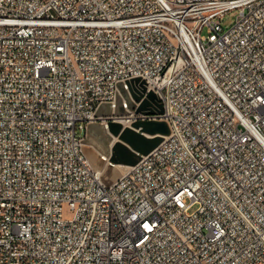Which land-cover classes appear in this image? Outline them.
Wrapping results in <instances>:
<instances>
[{
  "label": "built area",
  "instance_id": "obj_1",
  "mask_svg": "<svg viewBox=\"0 0 264 264\" xmlns=\"http://www.w3.org/2000/svg\"><path fill=\"white\" fill-rule=\"evenodd\" d=\"M136 78L170 133L108 181ZM0 264H264V0H0Z\"/></svg>",
  "mask_w": 264,
  "mask_h": 264
},
{
  "label": "rangeland",
  "instance_id": "obj_2",
  "mask_svg": "<svg viewBox=\"0 0 264 264\" xmlns=\"http://www.w3.org/2000/svg\"><path fill=\"white\" fill-rule=\"evenodd\" d=\"M235 19V11L228 12L223 20L224 27L229 28L234 23ZM203 34H208V28L203 30ZM126 116H128V114L116 115L115 113H110L104 115L102 119L96 120L89 126L86 150L97 169H106L108 181H112L119 177L124 171V166L131 165L139 159V152H137L136 149L138 144L145 142V144L148 143V145L153 146L166 136L157 134H147V136L144 134L141 136L139 134L140 129L136 128L134 123L142 119L132 120L129 121V123L122 122V119ZM126 119L127 118H125V120ZM110 122L122 126L121 131L117 135L109 128ZM81 134L84 135V133ZM115 137H118L119 140L114 144V147L111 143ZM103 156L111 157L119 166L116 168L106 167V161L102 158Z\"/></svg>",
  "mask_w": 264,
  "mask_h": 264
},
{
  "label": "water",
  "instance_id": "obj_3",
  "mask_svg": "<svg viewBox=\"0 0 264 264\" xmlns=\"http://www.w3.org/2000/svg\"><path fill=\"white\" fill-rule=\"evenodd\" d=\"M141 84L142 90H139L136 85ZM120 93L117 96L115 106L110 103L103 104L99 111V116H104L110 113L116 115H127L131 110H137L144 114H162L164 112L163 103L159 99L157 93L154 90L148 91L146 82L141 78H136L129 81L127 84H119ZM134 126L140 129L142 132L150 135H168L170 133V127L164 120H139L134 123ZM122 126L109 123V128L117 135L121 131ZM140 134V132H139ZM141 136L144 134H140ZM146 136V135H145ZM163 139H161L162 141ZM157 142L153 146L140 143L136 146L139 154H147L152 151L161 142ZM135 144V142H134Z\"/></svg>",
  "mask_w": 264,
  "mask_h": 264
},
{
  "label": "bare ground",
  "instance_id": "obj_4",
  "mask_svg": "<svg viewBox=\"0 0 264 264\" xmlns=\"http://www.w3.org/2000/svg\"><path fill=\"white\" fill-rule=\"evenodd\" d=\"M122 122H125V123H129V121H127V120H125V118L124 119H122ZM140 132V134H146L145 132H142L141 130L139 131ZM149 135V134H148ZM146 136H147V134H146ZM117 140H119V138L118 137H115V139L113 140V142L111 143V145L112 146H114V144L117 142ZM124 142V141H123ZM122 143V142H121ZM115 147V146H114ZM101 169V168H100ZM102 170H103V168H102Z\"/></svg>",
  "mask_w": 264,
  "mask_h": 264
}]
</instances>
